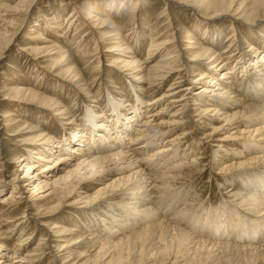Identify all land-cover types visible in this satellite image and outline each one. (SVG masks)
<instances>
[{
    "label": "bare ground",
    "instance_id": "6f19581e",
    "mask_svg": "<svg viewBox=\"0 0 264 264\" xmlns=\"http://www.w3.org/2000/svg\"><path fill=\"white\" fill-rule=\"evenodd\" d=\"M9 1L0 0V59L37 0H19L14 6ZM65 1L72 4L71 12L51 21L50 37L36 31L28 37L30 44L19 49L34 62L50 61L49 71L70 88L59 86L47 96L22 80L0 98V104L14 100L40 109L26 111L30 117L8 133L27 134L20 142L28 155L10 161L21 162L26 172L17 169L12 191L0 198V217L4 203L25 202V210L15 227L6 231L0 226V231L11 237L16 227L23 228L16 241L26 254L3 244L0 264H41L43 252L27 249L30 237L22 227L28 222V204L35 208L36 200L51 203L48 215L56 220L52 227L40 220L45 233L38 245L48 246L56 264H264V18L259 19L264 0H165L162 14L172 15L171 3L191 10L198 31L182 35V28L172 25L158 39L159 34L147 38L139 27L133 32L136 48L124 39L102 46L103 37L111 39L115 33L110 29L116 27L102 16L108 6L103 0L95 2L92 12L79 5L83 0ZM129 1L121 0L120 6ZM226 17L233 20V29L224 39ZM74 19L86 30L78 46L94 39L88 47L92 63L101 68L107 61L110 67L106 72L112 78L106 81L111 84L95 92L88 71L71 53L67 32ZM204 20L209 28L203 32ZM72 90L84 107L77 106ZM2 117L4 126L12 125L9 114ZM209 121L219 124L211 126L217 131L226 125L239 128L215 138L220 141L216 149L228 147L231 138L240 142L232 146L230 158L218 162L222 166L213 161L222 151L206 158L207 146L191 156L195 163L186 165L191 157L183 156L197 145L189 140L191 131L179 127L203 128ZM0 148L1 156V143ZM211 167L219 173L212 171L214 176L207 178L219 184V192L212 182L210 193L202 184L189 193ZM236 203L246 208H234ZM65 206L78 207L70 219L59 216ZM115 232L120 235L113 237Z\"/></svg>",
    "mask_w": 264,
    "mask_h": 264
},
{
    "label": "rangeland",
    "instance_id": "374dc122",
    "mask_svg": "<svg viewBox=\"0 0 264 264\" xmlns=\"http://www.w3.org/2000/svg\"><path fill=\"white\" fill-rule=\"evenodd\" d=\"M18 1L19 0H13L9 2L12 3V5L14 6L16 2ZM96 1L98 0H83V2H80L79 5L83 8V10L85 9L86 11L89 10V12L90 11L92 12V11H96L94 9V5ZM103 1L106 2L108 6L107 8H104L105 13H103L102 16H104V18L107 19L111 25H114L116 27L115 28L113 27L112 29H110L111 32L115 33L114 35H112L111 39L103 37L104 39H103L102 46L109 45L114 40L124 39L127 44L131 45L133 48H136L137 43H136L133 32L139 27H141L147 32V34L149 35V37L147 38H150L151 35H154L156 37V35L159 34L156 37L158 39L160 37L162 38L161 35H165V33H168L171 30L172 25L182 28L183 30V32L181 33L182 35L188 34L189 31H195V33L196 31H198L199 25L197 23L196 16L191 10L189 11L185 9L183 10V8H178L174 6L173 3H171L172 15L167 16L166 14L167 12L164 13L165 15L162 14V11L164 10V7H165V0H130L128 4L124 7L120 6L121 0H115V1L103 0ZM135 1H138L140 3V7L137 9L135 7V3H134ZM67 2L68 1H65V0H37L31 6L29 11L27 12L26 20L24 21L23 26L19 29L16 36L14 37V40L12 41L10 48H8L4 53H2L3 58L0 59V90L2 89L3 91L1 90L2 92H0V98L4 97L5 92H8L9 90H11L12 87H14L16 84H19L22 80L25 81V83L21 82L20 84H25L26 86L33 88L35 90H38L47 96L53 95L55 93L53 92V90L57 89L59 86H62L66 89L67 87L70 88L66 82L59 80L53 75L54 73L49 71L50 61H45L41 59L38 62H34L33 60H30V57H28L23 51L19 49V47H25L30 44V40L28 37L34 36L35 35L34 33L36 31H43L46 33V34L44 33V36L50 37V33H48V28H49V24H51V21L53 19L56 20L57 17H63V20H64V17L67 16L69 12H71V9L73 6L72 4L68 6L66 4ZM261 10H260L259 19L264 18V11L263 10L261 11ZM133 14H136V17ZM20 17H21L20 15L14 16V18L17 20L20 19ZM37 21L39 22V25H34L35 22ZM204 21L205 22L203 26H201V30L203 32L207 31L206 29L209 28V23L205 24L207 20H204ZM232 21L233 20L228 17L225 18V30L223 33L224 39L228 37L232 32L233 25L232 27H230ZM74 22H75L74 25L69 29L70 31L68 30L69 32H67L66 30V32L70 35L69 39L70 37H72V41L70 44L71 53L73 55H76V57L81 60V67L84 70L88 71V74H89L88 79L91 80L93 83L92 92H95L98 87H101L102 85L104 86L105 83L111 84L109 80L106 81L108 78L110 79L112 78L111 76L112 74L109 75L106 72L107 70H109L108 68L110 67L107 66L108 65L107 61L101 64V68L97 67L96 65L97 63H92L94 61V57L92 59L90 58L91 52H88V47L92 43H94L95 41L94 39H90L87 46L85 44H84L85 46L81 44L83 47L78 46L80 44V41L83 38V36L81 37V35L85 34L86 30H85V27L81 28L82 26L79 25L78 20L74 19ZM204 25L206 27H204ZM241 26L244 27V24H240V27ZM67 33H65V35H67ZM76 33H78L77 36L73 38L74 35H76ZM197 34L199 35L198 32ZM77 41L79 42V44ZM144 54H146V51L143 53V56H145ZM107 59H111V58L109 57ZM56 85L57 87H55ZM72 91L74 92L75 90H72ZM75 93L74 95L77 94L76 95L77 97L75 98V102L77 101L78 103L77 106L78 105L80 106L83 104L82 107H84L85 104L80 100L81 98L80 94L78 95V93L76 94ZM159 93L155 94L154 96L158 95ZM10 101H8L7 104L5 103L0 104V143L4 150L3 154L0 156V162H1L0 163V169H1L0 170V194H1L0 198L4 194L12 191L13 189L12 184L14 183L12 178L14 177L15 173H17L16 172L17 169H18V173L24 174L26 172V170H20L24 166L22 165L20 167L21 162L14 164V163H10V161H15V158L19 157L20 155H23V154L24 156L26 155V152L22 151L23 146H22V142L20 141L27 134L20 132L19 134L9 135L8 133L16 132L18 128L22 126L21 124L25 122L27 118L30 117V115L29 116L24 115L26 111H29L32 114L40 110L38 107L36 108L34 105H28L25 107H21V105L16 104L14 100H10ZM22 109H26V110H22ZM78 112L82 115L84 113V110L79 109ZM6 114L7 115L9 114L10 119H11L9 122H11L13 126L12 125L7 126V127L4 126V123L6 122V118H3L2 116ZM75 122H77L76 119H75ZM208 123H211V125L208 127L205 126L203 128L202 127L192 128V124L191 125L189 124L188 126H186V128L179 127V129H184L181 131H186V132L191 131L192 134L189 140L194 142L197 145V147L195 148V151L183 157L194 156L203 147L207 146L206 151L207 152L210 151V152L209 154L207 153L206 158L210 157V159H212L213 153L218 152L217 150L222 151L219 155H217L215 159H213L214 162H216L215 160H218L217 163H215L216 167H218L219 165L222 166V164L218 162H223L225 159L230 158V153L234 152L233 151L234 149L232 148V146L235 143L236 144L239 143L240 140H234L233 138H231L230 140H228V142H231V143H228L230 144L228 147L216 149V146L214 145V143H220V141L215 140V138L222 137V136H228L229 133H233L239 128L236 125L234 126L226 125L225 129L217 131V130H213L211 126L218 127L219 126L218 123L212 122V121H209ZM63 126L67 130L68 128H70L69 124H66V125L63 124ZM133 127L135 128V125H133ZM74 128L76 129L78 128V126L76 127L75 125ZM52 131L55 132L56 134L58 133L53 129ZM131 133L132 132H130V134ZM260 135L256 134L255 136L260 137ZM200 137H204L205 139H200ZM245 141L249 142L250 139L245 140ZM251 141H252L251 143L253 142L260 143V141L256 139H253ZM183 145L185 144L182 143L179 145V147H182ZM226 151L227 153L229 152V154L226 155L225 154ZM60 154H62V152ZM224 154L225 156H220ZM56 156L58 155H55V157ZM217 158H220V159H217ZM174 159L176 160V157ZM32 160H34V158L31 157L30 161ZM184 162L186 163V165H188V163L190 164L195 163V160H194V157H191L190 159H185ZM211 169L212 167L209 168L208 170L206 169L203 173H201V175L197 178V180L193 182L194 187L193 189H191L192 191L191 190L189 191V193L191 192L192 194L194 190H196L197 187H199L201 184L205 185L207 189L209 188V193H210V188L212 187L211 183L213 181H212V177L209 179L207 178V176H214V173L212 171H214L215 173H219L217 170L215 171V169L214 170H211ZM50 172L51 171H48V170L46 172V174L48 175L50 174L49 177H51V174L53 173V172L51 173ZM218 185L219 184L216 183L215 181L213 182V186L216 188V190L218 189L217 192H219V188L217 187ZM25 191L27 190L25 189ZM31 193L32 191L26 192L25 196L29 197ZM189 195L190 194H188V196ZM23 200L24 199H22V201ZM26 200L27 199H25L24 201ZM36 201H37L36 203L37 205L35 206V208L34 207L31 208L30 203L28 204L27 211H26V214L28 215L25 217V219H28V222L22 225V227H25V231H24L25 236L30 237L27 239V241H29V246L27 247V249H29L30 252L32 251V249H37L36 251L38 253L43 252L42 255L40 256L42 257L40 259L41 264H56V262H53V258H51L47 254L49 251L47 248L48 246H45L43 244H41L40 246L38 245L41 235L45 233L44 230L40 228L39 226V222H41L40 220H47L48 222L47 224H49V226L51 227H52L51 223L54 222V220H56L52 216L48 215L49 210L47 209L51 205V203L43 202L40 200H36ZM4 204L5 205L2 204L1 206L3 209L2 210L3 217H0V226L3 227V230L7 231L10 228L15 227L19 221L24 219L22 218V216L25 210V202L22 204H14V205L12 203H4ZM238 207L243 208V209L246 208L245 205H242V204L238 205V203H236V205H234V208H238ZM63 209L64 210L61 212V214H59V216L70 219V214L72 215V213H74L78 209V207L75 206V207L70 208V207L65 206ZM145 217H149V216L146 215ZM155 221L158 222L156 216H155ZM16 229H17L16 231L17 234L11 237H7L4 233L0 231V248L3 244H5L6 247H8L11 252L19 251V254L20 253L26 254L24 253L22 249H20V246H18V242L16 241L19 237L18 234L23 230V228L18 226L16 227ZM185 232L187 231L185 230ZM119 235L120 233L118 234L117 232H115V235H112V236L115 237ZM109 244L110 242H108L107 246ZM21 248H23V246ZM44 256H45V259H44ZM14 259L15 258L11 257L10 261H13Z\"/></svg>",
    "mask_w": 264,
    "mask_h": 264
}]
</instances>
